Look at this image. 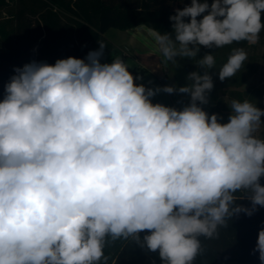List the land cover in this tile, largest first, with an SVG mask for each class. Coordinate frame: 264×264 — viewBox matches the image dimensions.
<instances>
[{"label":"clouds","instance_id":"1","mask_svg":"<svg viewBox=\"0 0 264 264\" xmlns=\"http://www.w3.org/2000/svg\"><path fill=\"white\" fill-rule=\"evenodd\" d=\"M264 0H191L170 16L174 35L151 30L165 61L196 58L200 46L255 44ZM202 19H197L202 14ZM185 18H190L185 22ZM192 45V47H190ZM106 45L84 59L15 69L0 102V264H107L109 241L131 238L162 264H193L199 239L214 238L235 214L264 207V139L254 133L264 110L233 100L229 122L208 103L213 54L196 64L190 94L177 110L136 84L120 58L101 63ZM248 54L233 48L219 69L232 78ZM199 102V104L197 103ZM249 192L252 208L235 205ZM235 205V206H234ZM254 251L264 264V229Z\"/></svg>","mask_w":264,"mask_h":264},{"label":"trees","instance_id":"2","mask_svg":"<svg viewBox=\"0 0 264 264\" xmlns=\"http://www.w3.org/2000/svg\"><path fill=\"white\" fill-rule=\"evenodd\" d=\"M12 1L15 6L13 18L16 32L14 43L7 49L0 50V102L7 95L6 85L17 75L15 69L33 62L54 65L58 59L68 57L84 59L87 62L88 53L98 50L100 41L105 44L104 33L109 28L125 30L143 24L161 34L174 35L170 16L175 15L177 9L191 5V0ZM5 3L6 0H0V4ZM189 19L185 18V22H189ZM197 19L199 20V17ZM261 21L264 23V12L261 13ZM258 41L264 43V30L259 34ZM249 45L247 41H242L222 48L200 46L197 60L205 54L214 55L217 52L214 57L215 69L218 72L224 64L220 57L221 52L228 56L233 48L245 49ZM186 67L189 74L194 69L201 75L205 71L196 63ZM212 70H208L209 75ZM211 77L213 79L214 76ZM207 95L211 99L214 98L212 90ZM229 95L243 98V93L239 90H231ZM227 106L225 109H231ZM205 110H209V107ZM260 183L264 186V177H261ZM234 195L238 197L235 205L252 208L249 192L238 191ZM261 229H264V207L256 206L250 216L244 212L233 215L226 227L218 228L216 237L199 238L202 251L193 264H216L221 260L261 263L259 253L254 251ZM147 234H150L147 230L139 234L140 243L131 238L109 241L104 249L105 256L108 257L107 264H162L158 250L152 252L146 246H142L143 237Z\"/></svg>","mask_w":264,"mask_h":264},{"label":"rangeland","instance_id":"3","mask_svg":"<svg viewBox=\"0 0 264 264\" xmlns=\"http://www.w3.org/2000/svg\"><path fill=\"white\" fill-rule=\"evenodd\" d=\"M200 2H204V0H200ZM207 2L211 5L213 0H207ZM14 9L15 6L12 0H6L5 4H0V50H5L9 45L14 43L16 32L14 30ZM205 14L207 13L202 14L199 19H202V16ZM123 32L121 29L109 28L104 33L106 47L104 48L101 62L112 63L116 58H120L128 65L132 75L139 77L136 84H143L146 88L161 89V91L151 97L152 103H160L175 109H177V106L178 110H183L184 107L188 106L191 103L190 94L183 97L181 95L182 93L178 91L169 94L162 91V89L166 86H174L178 89L179 87L188 86V83L190 85L192 81L187 79L189 72L186 66L196 63L197 57H176V64H173L171 61H165L161 52L157 53L150 50L152 45L155 47L153 40L145 42L141 38L135 40L128 37L124 38L125 34ZM255 44H250L244 49L248 54V58L244 62V66L232 78L225 79L221 82L218 76L219 71L217 72L215 67L212 68L213 70L211 69L212 72L210 74L214 76V87L212 89L214 98L211 99L209 96L208 103L199 106L204 110L206 107H209V110L205 111L209 116L217 114L218 121L222 124L229 122L232 111H227L225 106L228 105L227 107L231 108L233 100H239L241 102L250 100V102L264 110V43L258 41ZM216 54L217 52L214 53V55ZM222 54H225V52H221L220 57L226 63L229 55ZM160 60L168 68L169 73L167 79H161L159 76L163 73V69L160 68L159 64ZM142 70L144 71L142 72ZM216 75L218 78L215 77ZM231 90L241 91L243 98L232 97L229 95V91ZM220 100L223 101L221 102ZM197 103L199 104V102ZM261 121L262 124L254 133L258 138L264 137V116L261 117ZM221 264L251 263L226 260L222 261Z\"/></svg>","mask_w":264,"mask_h":264},{"label":"crops","instance_id":"4","mask_svg":"<svg viewBox=\"0 0 264 264\" xmlns=\"http://www.w3.org/2000/svg\"><path fill=\"white\" fill-rule=\"evenodd\" d=\"M122 30V29H121ZM151 30H154L152 28H149L147 27L146 25H143V24H139V25H136L134 27H131V28H128V29H125V30H122L124 31L123 33L125 34L124 35V38L125 37H128V38H132V39H138V38H141L143 39L145 42H149V40H153V42L155 43V47H153V45L151 46L152 48L150 50H152L153 52H157V53H160V49H159V45L157 44V42L155 41V39L153 38V36L150 34L151 33ZM156 31V30H155ZM107 32V31H106ZM105 35V34H104ZM115 35V34H114ZM113 35V36H114ZM148 38V39H147ZM150 44V43H148ZM149 48V47H148ZM147 49V48H146ZM147 51V50H146ZM160 64V68L163 69V73L160 74V78L161 79H167L168 77V68H166L164 66V63H162V61L160 60L159 62ZM158 65V64H156ZM159 67V66H157ZM146 69V68H144ZM189 85V83H188ZM183 97H186L187 93H182L181 94ZM177 110H178V107L176 106ZM227 111H230L231 109H226ZM232 111V110H231ZM261 139H264L261 138ZM222 261H226V260H221V261H218L216 264H221Z\"/></svg>","mask_w":264,"mask_h":264}]
</instances>
